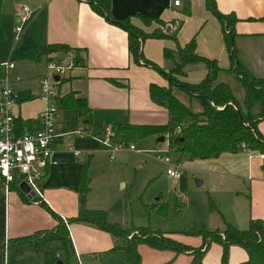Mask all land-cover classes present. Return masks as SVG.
<instances>
[{"label": "crops", "instance_id": "0c3cea01", "mask_svg": "<svg viewBox=\"0 0 264 264\" xmlns=\"http://www.w3.org/2000/svg\"><path fill=\"white\" fill-rule=\"evenodd\" d=\"M174 1L111 0V12L117 18H131L134 25L146 32H152L159 24L152 22L148 25L139 15L160 17L167 23L168 32L175 30V21H181L178 42L183 46L196 37L200 55L217 59L221 67L228 68L231 60L223 27L207 9L206 0H181L180 5H175ZM216 2L223 13L233 12L239 17L235 25L238 57L254 75L264 78V0ZM187 3H190L189 14L185 12ZM23 4L32 8L34 13L25 25L22 37L17 40L16 25ZM0 9V61L16 63L12 78L19 100L14 110L18 118L28 121L27 129L42 128L40 118L47 103L42 98L41 79L47 72L48 61L60 55V52H48L49 45L54 43L82 49L84 64L69 72L65 77L69 80L62 85V91H75L77 97L87 99L94 125L115 131L125 123L157 125L168 122V110L150 96L152 83L168 86V80L157 69L137 63L129 52L127 31L97 13L88 0H0ZM176 47V40L171 38H148L143 42V53L147 59L170 69L173 63L165 58L164 49ZM186 69L187 74L181 78L190 83L201 82L208 73L204 64L189 65ZM32 81H37V85L32 86ZM254 109L259 112L260 104ZM67 113L72 114L78 126L97 133L96 128L84 123L82 117L62 106L58 133L72 132ZM258 128L264 137V119L259 121ZM54 149L56 163L47 169L40 181L41 195L29 197L20 190L18 180L8 188L0 175V264L11 262L9 251L14 248H10L9 243L12 239L53 230L57 226L58 220L46 206L64 222L89 209H104L110 221L118 222L110 216L109 207L102 206L92 197L91 186L89 192H82V177L86 162L92 182L95 171L107 170L118 163L121 151L116 159H111L110 152L96 138L73 133L57 138ZM76 150L80 151L79 155L75 154ZM257 153L247 150L223 152L216 158L185 163L202 174V184L208 179L214 193V198L210 196L209 200L216 205L219 215L208 225L209 230H222L226 221L240 229H246L253 220L264 221V161L256 156ZM68 228L67 261L61 240L50 241L40 248L35 242H27L15 248L18 250L16 255L28 254L29 257H22V261H36L37 264H44L45 254L50 251L55 252L64 264L125 263L124 252L108 253L115 244V237L110 232L84 221L68 223ZM176 239L196 247L202 244L199 236ZM55 241L62 243L63 250H53L51 244ZM44 246L51 248L40 257V249ZM138 250L141 264H191L193 260L190 252L161 250L148 244H140ZM35 252L39 257L33 258ZM223 254V244L214 242L202 264H222ZM248 259L244 247L230 246L229 264Z\"/></svg>", "mask_w": 264, "mask_h": 264}, {"label": "trees", "instance_id": "16d2710c", "mask_svg": "<svg viewBox=\"0 0 264 264\" xmlns=\"http://www.w3.org/2000/svg\"><path fill=\"white\" fill-rule=\"evenodd\" d=\"M93 9L104 16L109 22L122 27L128 33V47L133 59L143 65L157 69L169 82L168 86L157 83L150 85L151 99L164 106L168 110V122L165 124H121L114 131L117 138L125 143H133L152 135L164 136L169 140V147L177 152L188 155L191 160L216 158L223 152L264 151V137L259 131L258 123L264 119V78L254 75L239 59L235 38L237 35L235 25L239 17L235 13H223L218 8L216 0H206V7L220 21L224 41L229 52L231 64L228 68L220 66L217 59H212L197 52V40L193 37L185 45L178 42L177 34L182 22L176 21L174 31H167V23L160 17L139 15L140 18L151 25L157 22L159 27L152 32L137 27L131 22V18H117L111 12V0H88ZM190 13V3L185 9ZM1 16V9H0ZM169 28V27H168ZM148 38H171L176 40V49H164L167 60L172 61L173 66L165 69L159 64L147 59L143 53V42ZM82 49L71 47L67 44L54 43L49 45V53H74V67L84 64ZM53 58H58L56 55ZM194 64H204L208 70L206 77L198 83L181 81L178 77L187 74V67ZM222 72L239 81L245 90L243 105L235 96L232 85L227 81H218ZM68 79H62L59 83L58 100L62 108L70 110L77 117H82L84 123L96 128L97 135L104 133L105 129L94 125L92 110L85 97H77L75 91L63 93L62 85ZM180 89L196 99L200 111H195L184 103L174 91ZM260 104L259 112H254L255 105ZM21 129L27 126L28 121L18 120ZM166 135V136H165ZM88 162L82 177V192L90 190L91 178L87 172ZM35 199V198H33ZM50 213L58 220L53 230H43L33 235L12 239L10 248H17L27 242H35L38 248L53 240H61L66 250V261L69 257L68 238L70 235L68 223L89 222L110 232L115 237V244L108 253L124 252L126 261L124 264H141V255L138 250L140 244H148L161 250H174L177 252H190L193 255L191 264H202L203 257L212 243H220L224 246L222 264H228L229 248L231 245L244 247L249 259L239 264H264V221L253 220L246 229H240L235 225L225 222L222 230H208L205 228H192L181 231L187 236H199L202 239L200 246L186 244L176 239L175 233L153 231L147 227L132 226L124 228L118 222H112L104 209H89L77 217L69 218L67 222L46 206ZM211 209L217 211L216 205L211 201ZM58 256L55 252L45 254L44 264H56Z\"/></svg>", "mask_w": 264, "mask_h": 264}, {"label": "rangeland", "instance_id": "374dc122", "mask_svg": "<svg viewBox=\"0 0 264 264\" xmlns=\"http://www.w3.org/2000/svg\"><path fill=\"white\" fill-rule=\"evenodd\" d=\"M178 78L183 80L181 76ZM218 81L229 82L238 101L243 105L245 90L239 81L224 72L220 74ZM32 84V86L37 85V81H32ZM174 91L193 110H201L196 99H191L177 87ZM67 117L72 122L70 126L72 131L79 128L80 125L76 124L71 113H67ZM158 137L152 135L133 142L138 151L124 148L118 153L119 161L114 167L95 171L90 185L92 197L102 206L109 207L110 216L116 218L124 228L141 226L165 233L180 232L173 235L176 238L187 237L181 231L195 227L209 230L208 225L219 214L211 209L209 198L213 197L214 193L208 179L199 185L197 181L203 180L202 174L199 175L192 166L185 164L191 160L190 157L171 149L168 139L160 142ZM169 168L181 169L182 176L174 179L167 173ZM18 183L20 190L32 191V187L26 181L19 179ZM51 245L54 251L63 250L60 241H55ZM50 248V246L42 247L39 252L40 257ZM36 252L33 258L39 257ZM9 253L10 264H37L36 261L23 262L22 257L27 258L29 255L18 256L16 255L18 250L15 248Z\"/></svg>", "mask_w": 264, "mask_h": 264}, {"label": "built area", "instance_id": "2783aa9c", "mask_svg": "<svg viewBox=\"0 0 264 264\" xmlns=\"http://www.w3.org/2000/svg\"><path fill=\"white\" fill-rule=\"evenodd\" d=\"M180 5L181 0H175ZM33 9L23 4L19 21L16 25V39L20 40L25 25L33 17ZM180 21H176L178 25ZM16 63L11 60L0 61V175L8 188L16 180L26 181L36 195L40 194V181L46 175L47 169L56 163L54 160V142L57 138L73 133L80 137L92 136L110 152L111 159H116L117 153L124 148L138 151L135 144L125 143L114 136L111 128H106L101 135L93 134L88 129L79 127L72 132L58 133L57 123L61 106L58 100L59 83L74 68V53H68L63 60L53 58L47 63V72L41 79L42 98L47 106L41 113L42 128L38 130L21 129L18 125V116L15 106L18 103V94L13 84V71ZM59 76V79H56ZM80 154L79 150L75 151ZM264 161V151L256 155ZM167 173L174 179L182 176L179 168L168 169ZM19 185V183L17 182Z\"/></svg>", "mask_w": 264, "mask_h": 264}, {"label": "water", "instance_id": "95a60500", "mask_svg": "<svg viewBox=\"0 0 264 264\" xmlns=\"http://www.w3.org/2000/svg\"><path fill=\"white\" fill-rule=\"evenodd\" d=\"M58 58L61 59V60H63L65 58V53H60V55L58 56ZM56 79L58 80L59 79V76H56ZM164 140H165V137L164 136L159 137V141H164ZM197 182H198L199 185L202 184V181H200V180H198ZM23 191L25 193H27L29 197H35L36 196V193L34 191H29L27 189H24ZM56 264H64V261L62 259H58L56 261Z\"/></svg>", "mask_w": 264, "mask_h": 264}]
</instances>
